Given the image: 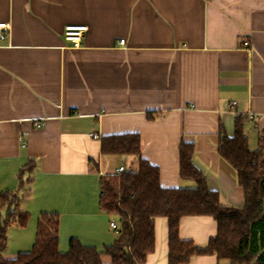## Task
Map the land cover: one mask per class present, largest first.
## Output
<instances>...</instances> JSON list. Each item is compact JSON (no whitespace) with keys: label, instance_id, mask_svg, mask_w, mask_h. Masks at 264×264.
Instances as JSON below:
<instances>
[{"label":"crops","instance_id":"1","mask_svg":"<svg viewBox=\"0 0 264 264\" xmlns=\"http://www.w3.org/2000/svg\"><path fill=\"white\" fill-rule=\"evenodd\" d=\"M0 23V193H16L29 214L11 226L20 251L7 247L5 259L29 252L43 213L59 215L63 253L72 238L100 252L116 241L109 224L120 223L100 208V178L136 170L137 160L102 155L103 136L138 133L165 188L195 185L179 176V144L192 142L209 189L225 207H244L218 133L232 137L240 116L254 150L264 132V0H0ZM69 25L88 27L77 47L63 37ZM155 232L145 264H168L166 219ZM216 234L211 217L180 221V238L199 247Z\"/></svg>","mask_w":264,"mask_h":264},{"label":"trees","instance_id":"2","mask_svg":"<svg viewBox=\"0 0 264 264\" xmlns=\"http://www.w3.org/2000/svg\"><path fill=\"white\" fill-rule=\"evenodd\" d=\"M148 117L153 118L149 113ZM244 119L237 117L229 137L220 126L218 154L236 172L244 195L242 209L225 207L220 195L209 189L204 174L194 165L192 142L179 144V176L194 182L191 188H165L157 166L143 158L138 133L101 138L102 155L133 156L136 170L100 178V208L120 222L119 236L103 252L78 239L69 241V250H59V215L43 213L38 219L35 242L29 252L5 259L7 231L25 226L29 214L19 209L16 193H0V264H145L156 248L155 220L168 223V264H188L195 256H215L221 264H264V132L256 149L249 148ZM26 165L20 175L31 169ZM28 183L22 181L21 188ZM187 216H208L217 223V234L207 246L199 247L179 235L180 221Z\"/></svg>","mask_w":264,"mask_h":264},{"label":"built area","instance_id":"3","mask_svg":"<svg viewBox=\"0 0 264 264\" xmlns=\"http://www.w3.org/2000/svg\"><path fill=\"white\" fill-rule=\"evenodd\" d=\"M7 30L6 24L0 23V38H4L3 31ZM88 31L87 26H73L69 25L64 28L63 37L66 41L72 43L73 46H79L81 44L82 38L84 37V34ZM120 44H124V41H120ZM247 45V43H245ZM236 103H233L232 106H235ZM253 114H248L249 119H253ZM36 126H40L39 122H36ZM96 139L97 136H94ZM125 170L124 167H120L116 169L115 174L122 173ZM110 230L114 232H119L120 230V224H118L115 220L110 221L109 224Z\"/></svg>","mask_w":264,"mask_h":264},{"label":"rangeland","instance_id":"4","mask_svg":"<svg viewBox=\"0 0 264 264\" xmlns=\"http://www.w3.org/2000/svg\"><path fill=\"white\" fill-rule=\"evenodd\" d=\"M127 168L129 169V166H127ZM130 170H134V168L130 169ZM118 222H119V219H118ZM120 223V222H119ZM9 230V229H8ZM7 236H8V244H7V247L9 248L8 252H18L20 250H18L17 248V235H16V229L15 227H11V229L9 231H7ZM32 247L30 248L29 251L32 250Z\"/></svg>","mask_w":264,"mask_h":264},{"label":"water","instance_id":"5","mask_svg":"<svg viewBox=\"0 0 264 264\" xmlns=\"http://www.w3.org/2000/svg\"><path fill=\"white\" fill-rule=\"evenodd\" d=\"M263 217H264V215H263Z\"/></svg>","mask_w":264,"mask_h":264}]
</instances>
